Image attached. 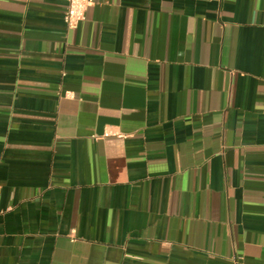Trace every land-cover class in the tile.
I'll list each match as a JSON object with an SVG mask.
<instances>
[{"label":"crops","instance_id":"0c3cea01","mask_svg":"<svg viewBox=\"0 0 264 264\" xmlns=\"http://www.w3.org/2000/svg\"><path fill=\"white\" fill-rule=\"evenodd\" d=\"M66 5L0 0V264H264V0Z\"/></svg>","mask_w":264,"mask_h":264},{"label":"built area","instance_id":"2783aa9c","mask_svg":"<svg viewBox=\"0 0 264 264\" xmlns=\"http://www.w3.org/2000/svg\"><path fill=\"white\" fill-rule=\"evenodd\" d=\"M67 5L64 12V22L69 29L76 28L86 17V11L92 0H66ZM65 96L71 97L73 93L66 92ZM1 212V209H0Z\"/></svg>","mask_w":264,"mask_h":264}]
</instances>
